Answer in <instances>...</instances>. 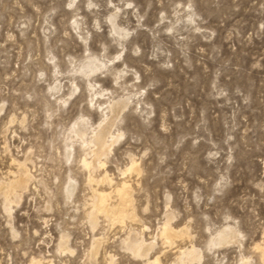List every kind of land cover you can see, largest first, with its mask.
<instances>
[{
  "label": "rangeland",
  "instance_id": "obj_1",
  "mask_svg": "<svg viewBox=\"0 0 264 264\" xmlns=\"http://www.w3.org/2000/svg\"><path fill=\"white\" fill-rule=\"evenodd\" d=\"M0 264H264V0H0Z\"/></svg>",
  "mask_w": 264,
  "mask_h": 264
},
{
  "label": "bare ground",
  "instance_id": "obj_2",
  "mask_svg": "<svg viewBox=\"0 0 264 264\" xmlns=\"http://www.w3.org/2000/svg\"><path fill=\"white\" fill-rule=\"evenodd\" d=\"M89 63H94V60L92 59ZM99 65L100 64L95 63L96 67H99ZM126 103L127 102H124V103H122L120 105V104H118V101H117V102H114V103L112 102L111 104H109V107L107 109H109L110 116L107 117L108 116L107 115L104 119H102L99 122V124L97 125V127L95 129L91 130L90 136H87V128L86 127L78 126L77 128H75V134H76L77 138L80 140V145L84 148V151L87 150L88 154L89 153H98V152H107V151L109 152L110 151V147L114 143V136L112 135V133L109 130V124L108 123L111 122L114 119V117L116 118V116L118 115L119 111L125 107ZM115 136H119V135H115ZM82 162H83V164L86 167H89V166L93 165V163H95V160L91 159V161H87L86 158L83 157L82 158ZM101 164H103V163H100V165ZM135 166L136 165L132 161L131 164L128 165L126 170L125 169L124 170L125 171H127V170L130 171V170L134 169ZM88 178H89V181L94 180L92 177H88ZM19 181H20V179L14 180V181H11L8 184H9L10 188H13L15 186V184L17 182H19ZM100 181H102L103 183L107 182V184H111L112 179L108 176V174L105 173L100 178ZM114 189H115V192L117 194V198L119 199V201L117 199L118 203H116L115 205L111 206L107 202L108 201V197H109V193H106L104 191H98L96 189L93 190V200L92 201H93L94 208L98 212L103 213L105 216H112L113 215L115 217V219L118 220V219L123 218L125 216V214H126L125 213L126 212L125 211V209H126L125 207L127 205L126 203L129 201V185L126 183V181H122ZM9 190H11V189H9ZM91 219H92L93 222L95 221V217L94 216H91ZM160 232H161V235L164 238V240H166L169 243L172 240L171 238L173 237V233H175L172 230V228L168 225V223H164L163 224ZM225 239H226V234H224V235L222 234L220 240L218 239L219 240L218 243H221V241H223ZM226 241H227V239H226ZM128 247L129 248H127V249L131 250L135 254H138V255L139 254H143V249L141 247V244L139 242H137V241L130 242ZM190 250H192V249H190ZM188 255H189V253H188ZM180 256H179V258H181ZM180 260H182V259H180ZM155 261L156 262L158 261L157 258H155ZM182 261H180V262L182 263Z\"/></svg>",
  "mask_w": 264,
  "mask_h": 264
}]
</instances>
